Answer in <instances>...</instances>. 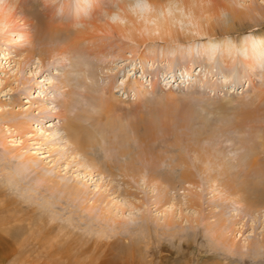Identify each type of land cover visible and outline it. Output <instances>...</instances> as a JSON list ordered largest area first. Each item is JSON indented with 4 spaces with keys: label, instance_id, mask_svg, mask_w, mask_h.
<instances>
[{
    "label": "rangeland",
    "instance_id": "374dc122",
    "mask_svg": "<svg viewBox=\"0 0 264 264\" xmlns=\"http://www.w3.org/2000/svg\"><path fill=\"white\" fill-rule=\"evenodd\" d=\"M228 1L237 10L262 2ZM113 8L117 9L115 4ZM16 23V29L27 30L21 20ZM251 25L246 19L238 32L251 30ZM15 33H10L8 41L0 40V264H264V244L246 247L250 240L264 235V214L248 213L245 206L228 201L229 196L224 202L228 204L225 217L233 225L226 230L225 244L215 240L207 222L214 220L210 218L218 211L214 200L220 203L224 192L215 181L206 180V173L221 170L218 166H238L237 171L253 152L263 162L264 155L257 147L249 150V143L242 150H233V143L212 134L211 127L193 135L200 125L195 116L197 105H204L189 98L195 95L190 91L202 89L206 81L219 87L213 96L207 90L208 94L200 96L203 100L253 104L258 78L248 73L249 68L236 58L231 64L237 63L235 68L244 72L236 71L237 83L224 87L222 75L206 77V72H198L200 57L186 76L182 66L168 81V75L162 77L159 71L154 77L159 90H152L151 72L162 70L166 61L154 62L144 55L148 49L161 53L162 47L174 45L172 41L147 40L133 52L135 44L120 38L126 44L121 55H116L115 44L110 47L108 40H104L106 46L100 40L86 41L73 50L54 52L41 63L36 56L25 57L29 45ZM208 61H204L207 68H215L219 62ZM68 63L77 65V71L84 68L87 75L72 74ZM138 81L143 84L140 91L131 86ZM143 94L144 99L139 100ZM169 96L178 98L172 101ZM111 98L116 107L109 112L105 105ZM39 101L45 104L43 113L36 108ZM18 112L26 114L17 116ZM231 112L234 121L238 116ZM23 117L27 124L15 128L13 123L25 120ZM71 124L84 128V148L77 146ZM251 125L264 136V118ZM214 149L225 150L218 155ZM130 163L152 166L148 174L160 177L161 190L168 189L167 204L153 203L157 190L144 184L143 174L135 185L120 172L121 165ZM213 165L216 170L212 172ZM184 170L190 173L189 185L180 179ZM67 183H74L84 193L69 195L63 187ZM129 188L138 193L135 198L123 193ZM194 193L199 194L197 204H193ZM100 194L106 201L92 206ZM250 198L252 205L261 206L260 199ZM100 207L107 209L101 218ZM141 211L149 217L141 219ZM166 214L173 221L170 227L164 222Z\"/></svg>",
    "mask_w": 264,
    "mask_h": 264
},
{
    "label": "bare ground",
    "instance_id": "6f19581e",
    "mask_svg": "<svg viewBox=\"0 0 264 264\" xmlns=\"http://www.w3.org/2000/svg\"><path fill=\"white\" fill-rule=\"evenodd\" d=\"M129 2L130 0H0V40L3 39L8 41L11 38V36H9L10 33L12 31L16 32L17 38H20L22 43L26 41L28 43L27 45H29L25 52V57L30 59L36 56L41 63L45 61L44 59L49 58L51 54H54V52H64L67 49L73 50L74 47L80 44L82 45L86 41L95 43L96 41H101L103 42L102 45L106 46L104 40H108L110 42V47H112L111 43L115 44L116 47H114V49H116V55H121L122 49L126 45L124 42H121L120 38L127 39V41L135 44L134 47L131 46L133 52L136 50V47L143 45L147 40L172 41L174 45H167L165 48L162 47V50H164L161 51V53L155 50V52L153 50L149 51L148 49L144 55V57H148L152 61L154 60V62L159 59L166 61V65L162 70L157 69L151 72L153 76L150 80L152 90L157 89V87H155L157 80L154 77L158 75L157 73L159 71H161L159 73L162 77L163 75H165V77L168 75V77H166L168 78L166 81H168L170 77L173 76L174 72L177 71L176 68L180 66V68L183 67L184 76H186L188 73H192V68L196 66V62L200 57H202V60H200L199 64L197 63V66L200 67L198 72H206V77L218 76V74H220V76L222 75L224 80L220 84L224 87L237 83L236 73H242L244 71L242 68L238 70L235 68V65L237 63L242 64L249 68L248 73H250V75L257 76L258 78V85L253 89V97L251 99L253 104L245 102L244 100H223L222 102H217V100L215 103L211 102L208 98L203 100L200 96L208 94L206 93L207 90H209V94L213 96L219 87L216 83H208L205 81L202 89L190 91L195 93V97L190 96L189 98L199 99L197 102H203V104L200 105H204L200 108L197 105L195 116L199 118L200 121H198V124L200 125L198 129L195 127L196 131L193 132L195 133L193 135L199 136L204 128L211 127L213 128V130H211L212 134L214 132L219 138L224 137V141L231 142V144L233 143V150H242L245 145H247L246 143H249L247 146V148L250 147L249 150L251 148L255 150L257 147L259 148L257 150L264 155V136L260 134L257 127L255 128L253 127L254 125H251L257 118H264V0H262L261 3L253 2L252 4H248L243 8L244 10H242V8L241 10L235 9L228 0H151L153 6V12L150 17L151 23L139 22L134 16L128 13L127 8ZM114 4L115 8H119L121 14L127 17L128 23L126 25H113L107 20L103 21L108 13L115 11L113 8ZM171 5H173V11H168L167 9ZM176 8H178L179 11H177ZM246 19L252 22L253 25H251V27L253 28L246 32L243 31V33H239L238 26L243 25ZM17 20H21L22 25L26 24L28 26L27 30H19L20 28L16 29V27L19 26L16 23ZM78 24H80L79 27ZM256 25H258V27H256ZM177 28H180L181 31ZM114 39H117V41ZM57 42H62L63 46H60L61 48L58 47ZM100 45H98L99 49H101L102 46ZM114 51L115 50H113V52ZM236 58H238V61H236L237 63L235 65L231 64ZM205 59L212 62L217 59L219 62L215 65V68L214 66L207 68L204 62ZM70 64L71 63H68L67 68L70 67L68 70L72 74L78 73V75H82L83 78L87 75L84 68L77 71L76 68H74L77 65H72L71 67ZM72 68L74 69L72 70ZM65 75L64 79L66 78ZM64 83H66V80ZM134 85L139 89L133 88ZM131 86L134 90L140 91L143 84L138 81L132 83ZM118 87L120 88V86L116 85L117 89ZM163 87L166 89L167 83H165ZM106 88L109 89V86ZM157 90H159V88ZM197 92L198 94H196ZM143 96L144 94L140 95L139 100H143L144 98H141ZM173 96L169 97H171L170 99L172 101H175L178 97ZM111 97L114 96L111 94ZM255 101L257 102L256 104ZM113 103L111 98L105 105L106 111L110 112L116 107ZM44 105L42 101H39L36 108L40 113L43 111ZM178 105L176 106L178 107ZM176 110L177 109H175V111ZM184 110L188 109L184 108ZM231 111H236V117L238 116L236 120L233 119L235 122L229 117ZM233 112H231V114ZM15 114L16 113H12V115ZM23 114H26V112H18L16 115L22 116ZM166 115L168 114L166 113ZM23 118L25 120L18 119L13 123V126L15 128H17V126H25V124H27L26 117ZM228 118H230V121L233 123L230 122L228 124ZM221 119L224 120V122L226 119L227 125L226 123H222ZM217 121H221L220 123H222L223 126L219 122L217 126ZM193 125L195 126L196 124L194 123ZM72 127L75 129V133H72L75 135V139L74 137L73 139L78 147L84 148L87 142L83 136L84 128L80 124H73ZM246 127L249 129L248 132L245 129ZM244 131H246L247 139L243 134ZM197 132L199 134H197ZM234 132H236V135H233ZM211 133L209 135H211ZM188 135L190 136V134ZM254 138L258 140L256 144ZM224 150L225 149H214V152L219 155ZM258 155L256 152H253L248 159L246 158L247 166L245 164L243 168L237 171H234V168L238 166L233 165L218 166L221 170L217 171V174L211 175V172L210 174L206 173V180L210 182L215 181L217 185L221 187L220 191L224 192L223 194L220 193V203H218V200H214L215 208L218 209L217 213L215 212L214 215L212 213L211 217L207 215V217H213L214 220L206 221L209 223L207 229L211 231L212 236L215 237V240L223 244L226 242V230L228 231L230 225H233L232 222H228V219L225 217V209L228 204H224V202L229 199V196L230 200L228 201L245 206V208L248 209V213L261 211L264 214V162ZM123 166L121 165L119 167L120 172L129 177L130 180L132 179L131 181L133 184L138 185L137 177L143 174L141 178L144 179L146 177L144 184H149L153 186V190H157L158 194L155 196V200H153L155 205H164L168 203L170 200L168 197V189H160L159 184H162L161 181H159L160 177H153L151 174H148L149 171L152 170V166H134L133 163L125 165L127 167ZM210 170L212 172L216 170L215 166H211ZM228 170L229 176L226 173ZM180 176L184 184L188 183L189 185L191 183V181H188L190 180V173H188V171L184 170ZM38 180L40 179L38 178ZM46 180L51 181V178H46ZM123 183L125 186L131 187L130 182L123 180ZM63 187L64 190L73 197L82 195L83 190L74 183H67L63 185ZM111 190L114 191L115 189L111 187ZM123 193L133 198L138 194H136V190L133 191L132 188H129V191L125 190ZM198 195V193H194L193 204H197ZM250 197H253L254 200L256 198L260 199L261 201L256 200L257 202H261V206L259 205L257 207L256 203L254 204L255 207L252 208L254 205L250 203ZM104 201H106V199L100 194L99 197L97 196L94 198L92 206H94L93 204L102 205ZM2 207L3 206H0V209H2ZM99 210L101 213L99 212L98 215L99 218H101L103 213L107 212V209L100 207ZM140 214L141 219L149 217L147 213H143L142 211ZM239 218L241 217L239 216ZM164 222L167 227H170L173 223L172 218L168 214H166ZM0 231H2L1 227ZM260 236L261 238H255V241H252L253 239L250 240L251 242L248 241L250 243H248L246 247L253 246L254 248H260V246L264 244V235L262 234Z\"/></svg>",
    "mask_w": 264,
    "mask_h": 264
},
{
    "label": "clouds",
    "instance_id": "9594fccd",
    "mask_svg": "<svg viewBox=\"0 0 264 264\" xmlns=\"http://www.w3.org/2000/svg\"><path fill=\"white\" fill-rule=\"evenodd\" d=\"M176 9L179 11L178 8ZM167 10L173 11V5L169 6ZM127 11L139 22L151 23L150 17L153 12L151 0H130ZM106 19L110 24L113 25H126L128 23L127 17L121 14L119 8L108 13L106 15Z\"/></svg>",
    "mask_w": 264,
    "mask_h": 264
}]
</instances>
